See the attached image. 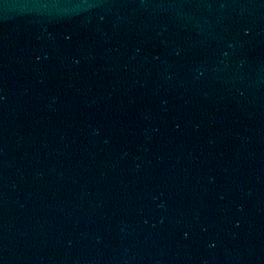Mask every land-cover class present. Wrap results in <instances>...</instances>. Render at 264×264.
<instances>
[{"label":"water","instance_id":"obj_1","mask_svg":"<svg viewBox=\"0 0 264 264\" xmlns=\"http://www.w3.org/2000/svg\"><path fill=\"white\" fill-rule=\"evenodd\" d=\"M0 264H264V0H0Z\"/></svg>","mask_w":264,"mask_h":264}]
</instances>
